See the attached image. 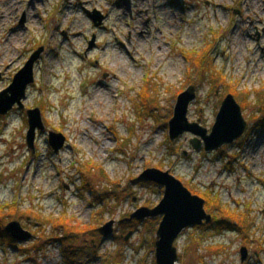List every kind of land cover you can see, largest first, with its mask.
<instances>
[{"label":"rangeland","instance_id":"rangeland-1","mask_svg":"<svg viewBox=\"0 0 264 264\" xmlns=\"http://www.w3.org/2000/svg\"><path fill=\"white\" fill-rule=\"evenodd\" d=\"M98 14L103 22L96 27L91 15ZM41 48L24 108L0 115V206L17 207L4 222L18 221L33 235L13 247L0 240V264H108L120 250L123 264H156L158 219L121 227L140 208L162 201L164 188L134 182L151 168L169 172L194 195L218 194L231 211L249 215L252 226L249 241L199 227L184 231L177 264H264V124L258 120L264 112L257 98L264 99V0H0V93ZM199 55L237 85L247 123L238 141L213 153L194 150L190 133L169 136L180 90L196 88L187 117L209 133L228 93L213 72L191 71ZM243 92L251 93L248 100ZM37 108L46 129L33 154L27 112ZM50 132L66 137L59 153L49 145ZM225 148L227 158H218ZM60 219L98 231L75 247L88 251L94 241L99 257L71 262L61 243L48 244L62 233L54 225ZM110 221L114 234L104 241L99 228Z\"/></svg>","mask_w":264,"mask_h":264},{"label":"water","instance_id":"water-1","mask_svg":"<svg viewBox=\"0 0 264 264\" xmlns=\"http://www.w3.org/2000/svg\"><path fill=\"white\" fill-rule=\"evenodd\" d=\"M96 27L101 26L103 18L101 15H91ZM44 48H41L30 57L23 69L14 77L12 84L0 93V115H7L18 105L23 109V101L27 98V91L35 83V66L41 60ZM196 99V88L190 86L177 99L174 115L169 122V136L172 141L177 140L185 133L194 136L191 146L194 150H204L212 153L230 146L239 140L247 129L241 106L232 94H228L221 104L216 122L209 131L198 123L188 120L189 106ZM29 130L27 132V145L35 152L37 133L45 132V124L40 109L27 112ZM49 145L54 153L64 149L66 137L63 134L50 132ZM134 182L154 183L164 188V197L155 208L143 207L137 210L127 220L132 222H145L152 219H161L156 234V264H177L179 259L176 241L184 231L193 227L209 225L213 222V215L206 211V201L200 196L194 195L181 181L169 172H163L156 168L147 169ZM123 223V222H121ZM115 221H110L99 228L100 235L105 240L113 237ZM5 231L12 237L14 242L23 244L32 240L33 235L25 230L18 221L9 223ZM132 233L126 237L128 241ZM242 261L248 256V249H241Z\"/></svg>","mask_w":264,"mask_h":264},{"label":"trees","instance_id":"trees-1","mask_svg":"<svg viewBox=\"0 0 264 264\" xmlns=\"http://www.w3.org/2000/svg\"><path fill=\"white\" fill-rule=\"evenodd\" d=\"M193 54H189L188 57H190ZM193 57V56H191ZM213 66L207 55H199L197 58L194 57L191 63V71H195L196 75H202L205 76V74L213 72L212 74L214 75L213 80H215V83H219L222 87H225L228 91V94H232L237 98L239 94L236 93V87L234 83H228V81L223 78L222 76L219 77V75H216V72L213 71ZM180 90V93L184 91ZM257 93H260L258 91ZM226 95V96H227ZM244 100H248L249 97L251 96L250 92H243L242 93ZM258 98V103L262 105V110L260 112H264V99H261V97ZM143 103L147 104V102L143 101ZM246 106V104H244ZM257 106V105H256ZM143 107V105H142ZM243 107V105H242ZM241 107V108H242ZM147 106H144V110H148ZM42 110H45V106H43ZM260 123L264 124V120L261 118H258ZM243 140V139H242ZM242 141L240 140L239 145H243L241 143ZM229 148H225L224 150H221L217 153L218 158H224L226 159V151H228ZM234 160L237 159V156L233 157ZM226 161V160H225ZM231 163V162H230ZM226 164V168H231L232 164ZM87 182V180H86ZM85 182V183H86ZM86 187H89V184L86 183ZM195 193H197L195 190L191 189ZM199 195L206 201V210L211 211L213 214V222L209 225H204L198 228V230L207 233L210 230H213L216 234H223V233H233L237 234L239 236H244L246 241H249V236L250 232L252 229V226L249 222V215L247 214H239L236 211H231L229 207L224 205L222 199L218 194H214L213 192H205V193H199ZM106 197V193H105ZM11 209L10 212H5V210ZM16 206H0V240L1 242H6L9 244V246L13 247L16 242L11 238V236L5 231V220L8 219L9 217H12V212H17ZM11 214V215H10ZM14 215V213H13ZM153 221V220H152ZM151 221H148V223ZM160 220H155L153 224H155V230L157 229V225H159ZM54 225L57 227L56 229H59L62 231V233L59 236H55L50 238L47 243H61L63 246V253H65L66 257L68 260L71 262H74L75 259L78 257H89L94 259V257H99V251L95 250V244L94 241L89 245L87 248L88 251H79L75 247V244L77 243V239H80L82 236H88L90 235L93 240L97 238L98 231L93 232L92 226H84V227H78L76 225H72L71 222L67 219H60L57 222H54ZM141 223L138 221H133L131 223L125 222L124 224L121 225L122 228H127V229H133L138 226H140ZM92 228V229H91ZM154 230V231H155ZM90 233V234H88ZM212 251H216L219 253L222 250V247L219 246H214L211 248ZM122 251L120 250L116 256L109 261L108 264H123V256H122Z\"/></svg>","mask_w":264,"mask_h":264},{"label":"bare ground","instance_id":"bare-ground-1","mask_svg":"<svg viewBox=\"0 0 264 264\" xmlns=\"http://www.w3.org/2000/svg\"><path fill=\"white\" fill-rule=\"evenodd\" d=\"M90 121H92L91 119H89Z\"/></svg>","mask_w":264,"mask_h":264}]
</instances>
